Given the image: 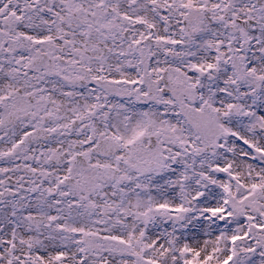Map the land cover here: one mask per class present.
I'll use <instances>...</instances> for the list:
<instances>
[{
	"label": "snow or ice",
	"instance_id": "obj_1",
	"mask_svg": "<svg viewBox=\"0 0 264 264\" xmlns=\"http://www.w3.org/2000/svg\"><path fill=\"white\" fill-rule=\"evenodd\" d=\"M0 264H264V0H0Z\"/></svg>",
	"mask_w": 264,
	"mask_h": 264
}]
</instances>
